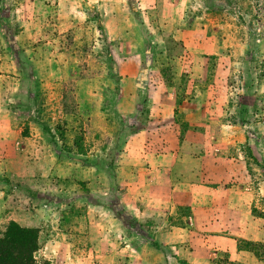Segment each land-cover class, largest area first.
Masks as SVG:
<instances>
[{"label":"rangeland","instance_id":"374dc122","mask_svg":"<svg viewBox=\"0 0 264 264\" xmlns=\"http://www.w3.org/2000/svg\"><path fill=\"white\" fill-rule=\"evenodd\" d=\"M1 178L35 264H264V0H0ZM180 181L228 190L174 208Z\"/></svg>","mask_w":264,"mask_h":264},{"label":"crops","instance_id":"0c3cea01","mask_svg":"<svg viewBox=\"0 0 264 264\" xmlns=\"http://www.w3.org/2000/svg\"><path fill=\"white\" fill-rule=\"evenodd\" d=\"M199 112H196L195 114L198 115ZM198 122V120L196 121ZM198 125V124H197ZM182 142V141H181ZM181 144V143H180ZM206 172L205 170L200 172V178L203 179L206 176ZM236 189V188H235ZM228 189L223 188V187H219V186H215V187H211L206 185L205 183H201V181L198 182H192V181H180L177 182L175 184L172 185L171 187V199L173 200V207L177 208L178 206H190L192 205L193 201L199 199L202 197V195H210V194H216V193H220L222 191H227ZM236 191V190H235ZM239 196L241 197H245V199H249V204L248 206L251 205L252 200L255 199V195H253V193L249 190L242 189L239 190L238 193ZM234 207V206H233ZM232 214L235 215L237 214V211L235 210V208L232 211ZM233 220H235L234 217H232ZM227 224L229 225V223H232L231 221L228 222V218L226 220ZM188 226H195V225H199L201 222V217L198 215H193V216H189L188 217ZM259 222H255L252 221V217H250V219L247 220L246 223V239L247 241H257V242H264V228L260 227L261 224H258ZM187 224V223H186ZM233 224V223H232ZM213 226H221L223 224H221L220 220H213L212 223ZM235 225V223H234ZM187 226V227H188ZM186 228H181L180 229V233H179V237L177 241H179L180 243L185 242L186 238H187V232L185 229ZM259 227V228H257ZM219 231V230H217ZM259 235V238H256V236ZM212 240L210 238L206 239V240H211L214 243H217V245L219 246V248H216L215 251L213 253H211V255H213V257L215 258L216 256H218V258H222L223 256H221V253H226L228 256V258L231 261H239L241 258H243L244 260L248 261V258H252V256L248 253L242 252V251H235V248L230 244V241L233 242V244H235L234 240L230 239L228 234H220L218 233V235L216 236H211ZM205 241V240H204ZM233 247V248H232ZM199 248H195L196 251L194 249H186L185 253L180 251V249L178 250V258H177V263L181 264L179 262V259H183V261H185V264H208L207 260L203 259V256L198 253V250H203L206 251V247H203L204 249H200ZM166 262L165 264H169V259L175 260L176 258L174 256H171V254L168 252L167 256L165 257ZM250 264V263H247Z\"/></svg>","mask_w":264,"mask_h":264},{"label":"trees","instance_id":"16d2710c","mask_svg":"<svg viewBox=\"0 0 264 264\" xmlns=\"http://www.w3.org/2000/svg\"><path fill=\"white\" fill-rule=\"evenodd\" d=\"M35 242L34 230L9 222L0 237V264H35L32 258Z\"/></svg>","mask_w":264,"mask_h":264}]
</instances>
